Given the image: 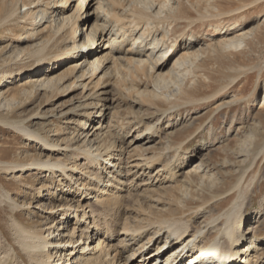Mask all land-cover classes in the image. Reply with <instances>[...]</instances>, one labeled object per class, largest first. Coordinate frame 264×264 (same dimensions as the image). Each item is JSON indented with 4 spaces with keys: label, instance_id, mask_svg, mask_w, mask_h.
<instances>
[{
    "label": "rangeland",
    "instance_id": "1",
    "mask_svg": "<svg viewBox=\"0 0 264 264\" xmlns=\"http://www.w3.org/2000/svg\"><path fill=\"white\" fill-rule=\"evenodd\" d=\"M28 1L0 0V91L9 82V73L1 71L12 68L14 76L20 64L23 67L36 65V50L46 43L45 34L43 38L38 34H28L32 31L34 18L28 13L31 10L26 3ZM98 1L104 3V11L95 10L93 5L91 11L94 10V16L99 15L95 22L101 23L105 17L111 23L109 29H119L125 38L116 52L119 74L115 71L107 83L109 85L101 84L98 89L99 94L110 101L102 100L100 103L112 106L116 139L122 141V148L128 150L130 157L161 151L174 172L170 176L164 171L159 175V182L149 179L148 187L143 185L138 191L144 190L136 191L128 207L130 214L153 220L178 216L183 212L190 219L191 226H197L202 220V213L197 214L196 209L208 203L213 207L211 212L227 209L236 198V193L230 200L217 204L216 198L236 181L242 170H246L241 194L247 199L245 212L251 219L245 226L253 222L256 225L249 235L250 240L264 238V0ZM48 3L51 0L45 2L50 7V13L55 8ZM36 10L39 7L33 9ZM241 15L248 16L249 20L235 25ZM130 21L139 22L141 28L135 30ZM35 27V30L41 28ZM62 33L61 30L58 36L55 34V39L45 44V59L50 60L60 48L71 44L68 36ZM130 35H141L144 41L133 43ZM152 39L156 40L157 46L146 49L151 46L148 43ZM128 47L144 51L145 55L126 53ZM172 48L174 52L165 58L164 51L170 52ZM146 54L147 64L152 67L148 73L138 63V58L146 57ZM77 84L79 87L60 91L46 103L44 98H36L9 110V101L0 95V159L18 160L24 154L35 157L41 152L39 145L14 131L2 122L3 119L12 114L17 118L30 116L32 128L37 131L44 133L48 126L60 131L66 125V118L75 120L80 117L71 113V108L80 102L95 100L93 95L90 96L96 91L94 83L85 90L80 82ZM88 93L86 99L84 95ZM95 121H91V125ZM152 124L154 133L150 139L136 142L128 148L125 146L138 132H148L147 128ZM66 126L61 132L73 129L81 132L78 124ZM123 134L127 135L124 137ZM187 149L192 150V155L189 154L182 164L179 160ZM161 163L148 168L147 172L154 173L155 167ZM187 169L191 171L186 173ZM35 172H16L22 174L16 180L0 170V235L10 243L13 242L12 218L27 227L38 226L44 230L52 222L51 218L47 219L46 213L34 208L39 200L48 206L50 203L47 191L42 189L46 186L45 182H41L44 174ZM143 178L148 177L145 175ZM252 178V186L249 190L245 189L244 185ZM51 182V185L57 183L56 179ZM132 203L134 207L131 209ZM70 219L72 216L67 223ZM14 248L16 254L20 252L18 247ZM124 256L126 252L121 253V257Z\"/></svg>",
    "mask_w": 264,
    "mask_h": 264
},
{
    "label": "bare ground",
    "instance_id": "2",
    "mask_svg": "<svg viewBox=\"0 0 264 264\" xmlns=\"http://www.w3.org/2000/svg\"><path fill=\"white\" fill-rule=\"evenodd\" d=\"M48 1L26 2L31 9L28 13L34 15L31 22L33 27L30 28L32 31L28 34H38L41 38L45 34L44 40L47 43L62 30V35L68 36L71 44L60 48L61 50L47 60L44 57L45 43L36 50V65H40L36 66L33 63L23 67L20 64L14 76L12 68L8 67L1 71L9 73V82L0 91V95L9 101L7 110L36 98H44L43 101L46 103L54 94L76 88L78 82L83 90L90 89L92 83L95 84L96 91L90 96L93 95L96 102L95 100L87 101L88 103L80 102L78 106L70 109L71 113L81 118L75 120L66 118L65 123L80 125V133L74 129L69 130L68 134L61 132L67 128L66 125L60 131L51 129L52 126L44 130L46 127L44 126L45 132L41 133L32 128L30 116L17 118L12 114L2 120L14 131L39 145L41 152L35 157L24 154L18 160L0 159V170L11 174L16 180L22 174L15 173H23L25 170L44 174L41 182H45L46 186H42V189L47 191L50 203L48 206L39 200L34 208L46 213L47 219L51 218L52 222L44 230L38 226L27 227L21 221L12 218L13 242L10 243L0 235V264H264V245H261L264 238L250 240L249 235L253 233L256 225L253 222L247 226L248 228L245 226L251 219L247 218L248 214L245 212L247 199L241 194L243 183L246 181L244 180L246 170H242L236 181L223 192L222 196L216 198L217 204L230 200L236 193V198L234 197L227 209L211 212L213 207L210 203L196 209L197 214L202 213V220L197 226H191L190 219L183 212L178 216L153 220L137 218L130 214L129 204L133 202L136 191L143 185L147 186L150 183L149 179L159 182V175L164 171L170 176L174 172L170 167V161H165L164 153L161 151L151 155L130 157L128 150L122 148V141L118 142L120 139H116V120L112 114V106H109V103L108 105L100 103L102 100L110 101L108 97H102L98 89L101 84L109 85L107 83L115 71L119 74L116 68L119 56L116 52L120 50L119 45L125 42V38L119 29L114 27L109 29L111 23L105 17L101 23L95 22L99 15L94 16V10L91 11V8L94 5V9L100 11L103 2L51 0L52 8L55 9L49 13L50 7L45 5ZM37 7L39 10L33 11ZM91 18L94 20L90 21ZM247 20L248 16L241 15L235 25ZM132 22L130 25L132 24L135 30L141 28L139 22ZM36 25L41 28L35 30ZM107 30L110 31L106 32ZM131 37L133 43L144 41L141 35ZM148 44L151 46L146 49H154L157 46L155 39ZM167 51H164L165 58L174 52V48L170 52ZM125 52L145 55L144 51H134L130 47L126 48ZM138 63L146 73L149 72V68L152 69L147 64V54L146 57L138 58ZM87 95L89 96V93L84 95L86 99ZM94 119L96 121L91 125ZM153 129L154 124L147 128L148 132H138L125 146L128 148L136 142L150 139L154 133ZM52 131L53 134H50ZM148 133L151 135L147 136ZM50 135L56 137L52 138ZM126 135L123 134L124 137ZM191 153L190 149L184 150L180 163L184 164ZM158 162L162 163L155 167L154 173L147 172L148 168ZM190 171L191 169H187L186 173ZM145 175L147 179L143 178ZM53 179H56L55 185H51ZM253 182L254 178L248 180L244 185L245 189L249 190ZM56 191L59 193L56 194ZM15 205L14 207H17V204ZM132 207L134 205L131 209ZM256 212L258 214L259 209ZM71 216L72 219L67 223ZM14 246L20 249L17 253L19 255L15 253ZM122 252H126V256L121 257Z\"/></svg>",
    "mask_w": 264,
    "mask_h": 264
}]
</instances>
